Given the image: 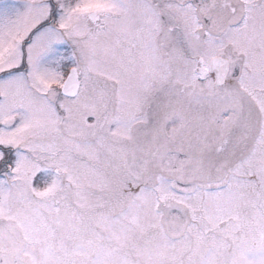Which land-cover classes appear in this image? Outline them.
Masks as SVG:
<instances>
[{
	"label": "snow or ice",
	"instance_id": "snow-or-ice-1",
	"mask_svg": "<svg viewBox=\"0 0 264 264\" xmlns=\"http://www.w3.org/2000/svg\"><path fill=\"white\" fill-rule=\"evenodd\" d=\"M0 264H264V0H0Z\"/></svg>",
	"mask_w": 264,
	"mask_h": 264
}]
</instances>
